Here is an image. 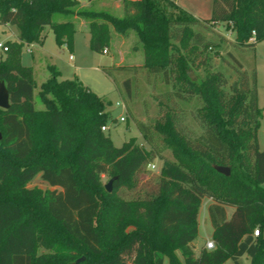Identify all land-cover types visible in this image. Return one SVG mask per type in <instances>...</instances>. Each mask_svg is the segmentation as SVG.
Returning <instances> with one entry per match:
<instances>
[{
	"label": "trees",
	"instance_id": "trees-1",
	"mask_svg": "<svg viewBox=\"0 0 264 264\" xmlns=\"http://www.w3.org/2000/svg\"><path fill=\"white\" fill-rule=\"evenodd\" d=\"M80 3L0 0V24L19 32L0 55V81L11 102L8 109L0 107V264H242L244 255L251 264H264V148L258 138L263 113L256 70L249 73L228 52L237 73L230 83L212 68L214 42L194 29L225 21L239 46L255 49L264 40V0H213L212 16L205 20L176 0H124L122 17L79 8ZM75 14L90 20V47L98 53L111 48L112 28L135 32L144 69L171 86L164 94L168 101L196 103L191 112L203 132L192 135L181 107L160 100L158 118L137 121L149 148L136 137L116 146L103 130L113 119L112 101L78 78H61L52 65L38 107L37 82L33 68L22 62L23 46L42 44L50 27L60 45L73 49L76 25L57 16ZM128 69L138 68H104L126 104L134 79L120 82L115 71ZM156 157L164 161L158 192L119 196L121 187L136 186L138 173ZM215 166L230 167V175ZM38 174L55 189L29 187ZM104 175L118 176L112 192ZM206 197L214 201L209 211L215 248L196 255L193 242ZM227 207L234 208L230 218ZM82 256L86 259L77 263Z\"/></svg>",
	"mask_w": 264,
	"mask_h": 264
},
{
	"label": "rangeland",
	"instance_id": "rangeland-1",
	"mask_svg": "<svg viewBox=\"0 0 264 264\" xmlns=\"http://www.w3.org/2000/svg\"><path fill=\"white\" fill-rule=\"evenodd\" d=\"M178 3L191 12V7L198 10V7L204 11L203 18H211L213 0H178ZM188 7V8H187ZM205 11H207L205 13ZM192 13V12H191ZM193 14V13H192ZM194 15V14H193ZM217 28L211 24L194 26L195 30H199L205 34L208 40L214 42L213 48H209L212 52L213 59L211 65L213 70L222 71L232 83L237 73L229 63L233 61L228 56V52H232L243 64L249 73L256 70L257 74V91L258 103L262 110L261 127L258 132L259 144L264 148V40L259 42L256 48H247L239 46L236 43V31L228 26V23L223 21L217 23ZM133 32V31H132ZM18 29L11 24H0V42L8 43L17 39ZM45 40L42 44L33 43L25 44L22 49V62L24 65L35 68L34 78L37 82L35 89V99L38 107H42L39 100V90L44 78L40 71L43 66L50 64L56 66L63 72V75L69 78L82 77L91 89L112 101V105L108 109L112 112L113 119L107 124L108 128L106 133L110 136L114 145L122 146L124 142L131 137H136L137 143L141 146L149 148L146 140L142 136L137 121L146 123L152 122L161 114L162 102H169L171 106H178L184 111L182 114L183 123L187 126L192 135H198L203 132L200 123L194 119L196 103H175L168 101L165 93L171 90V86L164 84L159 77L148 74L142 67L135 70H122L115 71L117 78L122 82L125 78L131 77L134 79L133 95L128 99L126 104L116 89V84L112 76L108 75L104 68L113 66L112 56L117 55V48H109L108 54L98 53L91 49L88 37L82 33L77 34L76 43L73 49L67 45H60L57 42L54 31L50 27L44 30ZM134 34V35H133ZM133 37L126 39L129 41L126 45L128 53L134 52V45L140 44L138 36L135 32L132 33ZM219 55L216 56V52ZM75 55V61H70L71 53ZM6 55V51L0 48V55ZM136 62H141L138 53H136ZM40 66H42L40 70ZM125 67V66H119ZM134 68V67H130ZM200 74H204V67L199 70ZM182 113V112H180ZM124 118V120H122ZM1 135V132H0ZM167 157H172L170 151H165ZM154 165V167H153ZM164 165V161L160 157H156L146 165L137 175V183L134 188L123 186L119 189L118 195L126 199L134 198H148L154 196L158 192L159 173ZM112 177L107 175L103 176V183L106 185ZM29 187H41L43 189H55L45 182L41 174H38L32 181L28 183ZM210 199L206 197L203 201L202 208L199 214V227L200 233L197 239L193 242V246L197 255L200 254L202 248L206 247L208 240H212L213 225L209 219L207 205ZM229 215L231 216L234 208L228 207ZM132 226L129 227V230ZM45 251L40 249V252ZM242 264H251V259L248 255L241 258ZM226 264H233L228 261Z\"/></svg>",
	"mask_w": 264,
	"mask_h": 264
},
{
	"label": "crops",
	"instance_id": "crops-1",
	"mask_svg": "<svg viewBox=\"0 0 264 264\" xmlns=\"http://www.w3.org/2000/svg\"><path fill=\"white\" fill-rule=\"evenodd\" d=\"M179 1L181 2V0H179ZM176 3L179 4L178 0H176ZM79 8H87V9L96 10V11H107V12H110V13L116 15V16L122 17L124 15V0H93V1L81 0ZM190 11L194 14V16H196L197 18H199L201 20L209 19V17L208 18L206 17V18L202 19L201 16H203V14H204L203 12L204 11H202L201 7L200 8L198 7V10H194L191 7ZM206 12L207 11H205V13ZM69 19H71L76 25L75 43H76L77 34L82 33V34H84V35H86L88 37L89 45H90L91 34L88 31V24L90 23V20L86 19L84 17H81L79 15H76V14L73 15L72 17L57 16V20L59 22H65V21H67ZM217 26H218V24H215L213 26V28L214 27L217 28ZM132 33L133 32L131 31L128 34H121V33H118L114 28H112V44H111V48H113V47L115 49L117 48V51H118L117 55L116 54L115 55H111L112 56L113 66H116V67L117 66H125V67H129V68L130 67H142V66H144V64H145V54H144L143 46H142V43H141L140 40H139L140 41L139 46L138 45H134V52L135 53H131V52L128 53V50L125 48L126 45H128L127 43L129 42L126 39L130 38V36L133 37L134 34L132 35ZM18 38H19V32L17 34V39L16 40H18ZM75 43H74V47H75ZM31 45H33V44H31ZM136 53H138L139 58L141 60V62H139V63L136 62V56H135ZM106 54H108V53H106ZM70 61L72 63L75 61V55H74L73 52L70 55ZM49 67H50V64H46L45 66H43V70L40 71V73L43 74V76L45 78V79H43L42 83L50 77ZM41 68H42V66H40V70H41ZM33 70H34V72H36L35 68H33ZM60 72H61V78H63V79L69 78V77H66L65 75H63V72L61 70H60ZM78 79L81 80L85 85H88L87 83H85V81L83 80L82 77H79ZM204 199H203V201H204ZM209 199H210V202L207 205V210H208V213H209V219L211 221L209 208L214 203V201L211 198H209ZM202 205H203V203H202ZM227 214H228L229 218L232 216V215L231 216L229 215L228 207H227ZM211 223H212V221H211ZM213 231H214V228H213ZM199 233H200V231H199Z\"/></svg>",
	"mask_w": 264,
	"mask_h": 264
},
{
	"label": "water",
	"instance_id": "water-1",
	"mask_svg": "<svg viewBox=\"0 0 264 264\" xmlns=\"http://www.w3.org/2000/svg\"><path fill=\"white\" fill-rule=\"evenodd\" d=\"M11 106V102H10V92L9 89L6 85V83L4 81H0V107L3 109H8ZM1 137V135H0ZM216 169L226 175H230L231 173V169L230 167L227 166H215ZM118 179V176H115L113 178H111V180L108 182V184H106V188L109 192L113 191V185H114V181ZM86 258L85 256H82L80 258H78L76 260L77 263H80L82 261H84Z\"/></svg>",
	"mask_w": 264,
	"mask_h": 264
},
{
	"label": "built area",
	"instance_id": "built-area-1",
	"mask_svg": "<svg viewBox=\"0 0 264 264\" xmlns=\"http://www.w3.org/2000/svg\"><path fill=\"white\" fill-rule=\"evenodd\" d=\"M255 40V36L253 35L249 41H254ZM0 48H3L4 51H7L8 50V45L6 43H3V42H0ZM104 53H108V49H105L104 50ZM122 120H124V118H122ZM109 129L108 126H104L103 127V130H107ZM154 167V165H153ZM255 236H258L259 235V229H256L255 232H254ZM206 247L207 249H214L215 248V243L213 240H208L207 243H206Z\"/></svg>",
	"mask_w": 264,
	"mask_h": 264
}]
</instances>
